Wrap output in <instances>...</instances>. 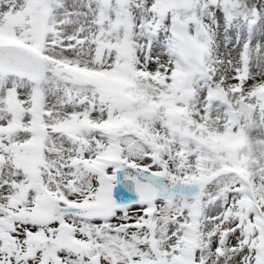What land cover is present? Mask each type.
I'll return each mask as SVG.
<instances>
[{
	"label": "snow or ice",
	"instance_id": "6c2138e0",
	"mask_svg": "<svg viewBox=\"0 0 264 264\" xmlns=\"http://www.w3.org/2000/svg\"><path fill=\"white\" fill-rule=\"evenodd\" d=\"M0 264H264V0H0Z\"/></svg>",
	"mask_w": 264,
	"mask_h": 264
}]
</instances>
